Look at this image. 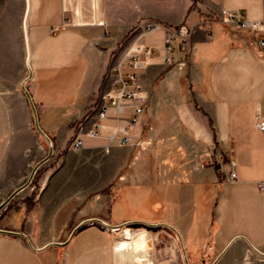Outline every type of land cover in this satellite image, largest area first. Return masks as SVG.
Wrapping results in <instances>:
<instances>
[{
  "label": "crops",
  "instance_id": "0c3cea01",
  "mask_svg": "<svg viewBox=\"0 0 264 264\" xmlns=\"http://www.w3.org/2000/svg\"><path fill=\"white\" fill-rule=\"evenodd\" d=\"M26 9L27 0H0V180L19 187L45 153L22 89L29 72L26 35L32 75L26 86L54 146L45 162L60 163L43 172L39 191L29 185L0 210V264H119L122 230L94 222L69 236L86 218L131 220L117 218L114 207L131 189L146 190V164L172 152L185 162L178 191L186 206L179 218L184 230L175 228L189 264H212L228 245L216 264H264V130L256 126L264 117V52L220 17L225 9L263 19L264 0H29L25 18ZM146 22L159 27L143 34L139 25ZM183 24L193 31L175 37L169 51L167 27ZM136 44L153 49L134 69L139 96L125 100L122 111L105 100L106 116L97 118L102 94L117 78L113 67L121 63L128 72L126 54ZM137 105L142 110L135 115ZM78 138L83 144L76 148ZM74 152L94 165L90 177L101 185L129 178L127 167L144 157L143 181L129 178L120 193L104 196L81 191L75 174L82 162L71 161ZM199 177L216 189L205 197L211 221L202 247L191 234L195 212L188 191ZM12 192L0 190V203ZM75 209L80 215L72 221ZM150 254L153 264L160 261ZM182 258L186 264L183 248Z\"/></svg>",
  "mask_w": 264,
  "mask_h": 264
},
{
  "label": "rangeland",
  "instance_id": "374dc122",
  "mask_svg": "<svg viewBox=\"0 0 264 264\" xmlns=\"http://www.w3.org/2000/svg\"><path fill=\"white\" fill-rule=\"evenodd\" d=\"M26 65L29 69L27 59H26ZM28 81H30V79ZM26 88L28 89L27 86ZM37 133L39 135V139L43 142L45 148V153L41 158L43 159L49 153V143L40 134L38 130ZM152 151L153 148H151L150 146V150L148 153H151ZM172 153L171 154L159 153L157 155L158 157L155 163H152V167L150 166L149 163L146 164V169L148 173V175H145L146 181L144 183L146 185L145 188L146 190L136 191L135 189H131L130 191H128L127 192L128 195L126 196V201H124V203L117 204L114 207V210L116 211L115 215L117 216V218L143 220L150 223H167L173 225L174 227H177V229L179 226L181 230H184L183 228H181V223H179V218L183 214V212H185L186 206L185 203H181L182 196L179 195L178 191H179V185L184 175L183 168L185 162L181 163L182 160L181 157L176 156L175 154ZM61 156H63V154ZM41 159H39V161ZM60 159H62V157ZM39 161H37V163ZM71 161L75 162L76 164L79 161L82 162L81 173L77 171L75 174L77 181L76 184L77 186L81 187V191H99L97 194H101V196L106 195V193L110 191H115L116 193L118 192L120 193L123 189L122 181H128L129 178L131 179L130 181H134L136 183L143 181L142 180L143 175H140V171L143 168V163H146L145 158L142 157L138 162L132 164L130 167L129 166L127 167L128 170H130L133 173L132 175L129 176V178L127 177L125 178V180H123L121 176L120 177L117 176L107 184L101 185V183H103L102 179L99 180L90 177L91 176L90 174L92 173L91 170L94 165L92 164L90 165L88 163L89 160L87 159L86 156L74 152L71 156ZM37 163H35L30 168L28 177L24 182L28 180L33 168ZM45 163H47L45 164L47 166L41 164L37 169L31 183L29 184L31 186L32 184L33 185L35 184L34 186L35 189L29 191H39L40 184L38 182L41 180V176L43 175V172H45V170L50 166L52 167L57 166L60 162L59 161L57 162L55 160L54 161L49 160L48 162ZM153 164H155L154 169H153ZM153 170L155 173L153 172ZM155 177L156 180H153V178ZM206 182L208 181H206L205 178L202 179L201 177H199L197 183L193 186V188L188 189V191H193V194L191 196V201H193L192 203L195 212L194 215L195 223L191 229V234L193 235V237L198 236L200 241L199 245L201 247L204 245V243H202L203 239H201L203 237V232L208 230L209 227L208 225L211 221L210 214H208L207 211L205 210V203H206L205 197L210 199L212 194L216 191L215 187H213L210 182H208L207 186H204V183ZM8 183L9 181L7 180L4 179L0 180V190L14 191L16 189V187L9 189ZM148 185H151V189H149L150 191L147 189L150 187V186L148 187ZM21 191H26V190H21ZM91 193H93V195L96 194L95 192H91ZM86 198H88V196L85 197L84 199ZM182 199L184 200L185 197H183ZM15 201L16 200H13L12 204ZM81 206L82 204H79V207L76 206V208H80ZM191 214L192 211H189L188 213L189 218L192 217ZM62 215L63 213L59 215L60 220L63 217ZM79 215L80 212L75 209L73 212L72 221L78 219ZM130 227L132 228L133 236H136L140 232H147L148 235L153 239L154 247L151 250H149L150 259H151L150 253L152 252L155 253L157 257H159L160 255L161 257L160 261L172 260L173 261L172 264H173L175 258H177V264H184L182 258V244L177 234L171 228L163 225L149 226L144 223H133L130 225ZM215 247H217V245ZM222 248L220 249V251L222 250ZM151 263L153 264L152 259H151Z\"/></svg>",
  "mask_w": 264,
  "mask_h": 264
},
{
  "label": "built area",
  "instance_id": "2783aa9c",
  "mask_svg": "<svg viewBox=\"0 0 264 264\" xmlns=\"http://www.w3.org/2000/svg\"><path fill=\"white\" fill-rule=\"evenodd\" d=\"M221 20L236 29L242 30L248 33L251 37V43L256 46L262 48L264 52V17L263 19H247L243 13L240 11H228L221 10L220 11ZM142 33H146L147 31H151L154 28L159 27L158 24L146 22L139 25ZM193 28L188 27L183 24L178 28L167 27V35H166V47L169 51L173 49L174 38L179 37H187L191 34ZM153 52L152 48L144 47L141 44H136L133 46L132 50L127 52V65L130 70L126 73L122 71L121 63L115 65L113 70L117 73V78L113 80V85L110 91L102 94V103L100 105L97 118H102L106 116V103L105 100H109L112 105H116L120 111L123 109V104L125 100L132 99L139 96L138 90V74L134 71L135 68L139 67L145 62V59L150 56ZM142 110V107L137 105L135 109V115H138ZM136 121V117L133 119V122ZM256 126L260 130H264V117L258 116L256 119ZM125 133V137H123L120 141L122 145L129 141V137H127L128 131L126 128H123ZM90 133L92 135H99V131L95 129H91ZM83 144L82 138H78L75 140L74 146L76 148L81 147ZM236 173H232V177H235ZM260 187L264 189V180L260 182Z\"/></svg>",
  "mask_w": 264,
  "mask_h": 264
},
{
  "label": "water",
  "instance_id": "95a60500",
  "mask_svg": "<svg viewBox=\"0 0 264 264\" xmlns=\"http://www.w3.org/2000/svg\"><path fill=\"white\" fill-rule=\"evenodd\" d=\"M28 12H29V0H27V9H26V14H25V18L27 17L28 15ZM26 44H27V63L29 65V57H30V49H29V43H28V37L26 35ZM31 68H30V65H29V75L24 79V81L22 82V88L24 89V91L26 92L28 98H29V101H30V104H31V107H32V110H33V114H34V119H35V126H36V129L40 132V134L48 141L49 143V153L43 158L41 159L36 165L35 167L33 168L28 180L23 183L22 185H20L19 187H17L5 200H3L1 203H0V210L5 207L14 197L15 195L21 191L22 189H24L25 187H27L37 169L39 168V166L44 163L46 160H48L52 154H53V149H54V146H53V141L51 139V137L41 128L40 124H39V119H38V112H37V108L33 102V99L28 91V89L26 88L25 86V83L31 78ZM99 223L101 224L103 227H105L106 229H110L112 231H119V230H122L123 231V235H124V238H125V241L121 242L119 244V247H116L115 251L117 254H119L121 251L123 250H127V249H130L131 248V243H130V238H131V235H132V228L130 227L131 224L133 223H144V224H147L149 226H159V225H164V226H167L169 228H171L172 230H174L179 238H180V241H182L181 239V235L179 233V231L173 226V225H170V224H167V223H150V222H147V221H143V220H126L124 222H121V223H116V224H112V223H109L107 221H105L104 219L100 218V217H90V218H86V219H83L82 221H80L72 230L69 238L81 227L83 226L84 224H87V223ZM1 230V229H0ZM2 231V230H1ZM7 232H11V233H17V232H13V231H7ZM19 234H22L24 235L25 237H27L24 233L22 232H18ZM68 238V240H69ZM29 240V239H28ZM68 240H66L65 242H52L48 245H64ZM47 245V246H48ZM229 246V245H228ZM228 246L216 257V259L213 261L212 264H216V262L219 260V258L223 255V253L226 251V249L228 248ZM182 248H183V253H184V257H185V261H186V264H189V261L187 259V255H186V251H185V248L184 246L182 245Z\"/></svg>",
  "mask_w": 264,
  "mask_h": 264
},
{
  "label": "bare ground",
  "instance_id": "6f19581e",
  "mask_svg": "<svg viewBox=\"0 0 264 264\" xmlns=\"http://www.w3.org/2000/svg\"><path fill=\"white\" fill-rule=\"evenodd\" d=\"M130 243V249L123 250L118 254L119 264H152L149 257V250L154 247V243L147 232H140L136 236L132 234ZM117 247H119V244ZM172 262V260H162L158 261L157 264H172Z\"/></svg>",
  "mask_w": 264,
  "mask_h": 264
}]
</instances>
